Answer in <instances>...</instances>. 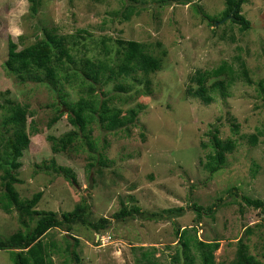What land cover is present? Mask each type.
I'll return each mask as SVG.
<instances>
[{"label":"rangeland","instance_id":"374dc122","mask_svg":"<svg viewBox=\"0 0 264 264\" xmlns=\"http://www.w3.org/2000/svg\"><path fill=\"white\" fill-rule=\"evenodd\" d=\"M39 1L38 12L33 14L31 0L26 5L20 0H0V105L7 98L28 104L32 112L29 122L39 130L31 135L21 158L22 183L16 188L23 199L42 191L39 210L55 211L61 217L86 200L91 207L89 220L107 217L110 222L99 231L80 221L70 231L52 228L44 240L61 248L53 254L55 264L72 263L65 251L67 242H75L71 236L79 239L75 250L80 264H148L145 252L156 264H179L174 259L181 244L178 228H188L205 242L219 241L217 262L232 264L240 239L264 262V214L243 201V196L264 200V135L256 145L249 141L257 129L264 130V87L260 85L264 81V0L243 4L242 13L252 24L244 31L232 18L212 24L196 10L199 5L220 18L226 0ZM129 4L136 6V13L126 21L121 14ZM14 27L20 29V35L12 34ZM49 33L68 36L75 61L61 72L69 82L63 80L60 92L45 83H22L5 67L10 41L21 50L46 39ZM118 39L143 42L162 60V68L154 73L137 72V78L121 76L98 83V96L112 97V106L124 112L139 110L132 136L94 123L92 138L97 151L91 152L79 139L69 150L55 153L48 137H60L76 128L69 122L70 111L62 96L75 102L86 91L81 84L87 58L117 69L123 58ZM241 61L247 64L251 84L241 75ZM224 62L233 66L234 81L227 96L218 88L211 90L214 101L206 104L192 93L199 87L196 75ZM220 78L210 77L206 85L210 87ZM118 83L127 89L118 90ZM60 111L64 112L61 120L48 127ZM6 114L0 107V136L7 137L11 132L3 123ZM234 120L239 124L236 134L231 129ZM216 127L223 139L236 140V148L223 168L211 174L205 163L213 151L210 134ZM101 153L102 161L91 165ZM52 159L72 168L77 181L47 168ZM193 204L213 206L214 212L199 217ZM123 205L139 206L143 211L115 218ZM179 207L185 208L181 214L151 216ZM249 228L253 231L247 234ZM18 229H23L19 213H7L0 206V235L8 237ZM191 251L193 264H201L195 246ZM0 264H13L9 251L0 250Z\"/></svg>","mask_w":264,"mask_h":264},{"label":"trees","instance_id":"16d2710c","mask_svg":"<svg viewBox=\"0 0 264 264\" xmlns=\"http://www.w3.org/2000/svg\"><path fill=\"white\" fill-rule=\"evenodd\" d=\"M133 1V0H132ZM135 1V0H134ZM31 11L33 14L38 12L39 0H31ZM247 0H226V9L223 17H216L207 14L199 5L196 10L199 11L204 18L210 23L215 24L218 19L222 21L232 13L231 21L240 25L241 30L251 28V21L242 13L243 4ZM136 13V6L127 5L121 16L124 20H130L132 15ZM120 49L123 51V58L117 65V69L111 67L107 62L95 61L91 58L86 59L85 72L82 86L86 87V91H82L80 98L75 102H68L65 96H62V102L69 109V122L76 128L70 130L58 137L50 135L48 138L51 142V148L55 153L65 152L76 142L81 139L83 143L89 146L91 152L97 151L93 137V124L98 123L107 131L121 130L125 137L132 136L133 126L137 123L139 110L136 108L128 109L126 112L122 108L111 105L112 97H100L97 94L98 83H106L115 80L121 76H134L137 72L145 75L154 73L162 68V60L154 56L143 42L137 40L118 39ZM74 56L69 46V38L65 35L49 33L44 40L37 41L29 46L18 50L17 43L10 41L8 58L5 62L7 71L16 76L22 82H38L45 83L62 91V82L69 77H64L61 73L65 65L74 63ZM241 75L248 82L253 83L249 75V70L245 61H241ZM109 74V75H107ZM224 75V78H220ZM210 77L220 78L210 87L206 85V81ZM137 78V77H135ZM195 80L199 82V87L194 95L200 96L204 103L210 104L214 101V96L209 92L215 88L221 90L222 95H228V87L234 81V68L227 62L222 63L219 67L207 71L198 72ZM147 83H150L147 80ZM264 87V81L260 82ZM118 90H126L127 87L121 83L115 85ZM0 107L5 108L7 112L3 123L7 127V131L11 132L9 136H0V175L2 191L0 192V206L7 212L12 213L16 210L23 229H18L8 237L0 235V250L10 252L13 264H55L53 254L60 251L61 248L56 243L49 244L44 237L52 228H60L70 231L72 225L78 221L88 225L94 230L105 229L110 223L109 218L102 217L97 222L89 220L91 214L90 204L83 200L78 203L73 210L65 211L61 217L55 211L39 210L37 205L40 202L43 192L38 191L31 198L23 199L16 188V184L22 183L19 177V169L22 167L21 158L31 142V135L37 133L38 128L29 122L32 115L29 105L16 102L13 99L6 100V103ZM64 112L52 117L48 122V127H52L61 120ZM235 119V118H233ZM231 129L236 134L239 131V124L234 120L231 123ZM210 144L213 149L207 155L205 167L211 174H215L223 168L227 162L228 155L233 153L236 148V140L231 138L223 139L220 136L219 128L211 131ZM264 135V130L257 129L256 133L249 136L252 145L259 142V138ZM97 162L102 161V153L99 154ZM52 168L55 172L63 174L64 177L72 182L77 181L76 173L72 168L57 164L55 159L51 160V164L46 166ZM243 201L256 209H260L264 214V200L260 198H252L243 196ZM192 208L198 212V216L203 214L212 215L213 206L204 208L203 206L193 204ZM184 207L163 209L160 213H152L151 216L163 217L164 212L170 215L183 213ZM139 206L127 207L123 205L119 211L114 214L117 219H125L126 217L142 213ZM154 219V218H153ZM252 228L247 230V234L252 233ZM181 235V244L183 245V256L185 264H193L195 255L191 249L193 246L201 257V264H223L217 262L215 252L220 247L219 241L205 242L189 233L188 228L177 229V234ZM69 235V234H68ZM74 244L67 242L65 251L71 256V264H80L81 257L75 250V246L79 244V239L71 236ZM177 251L174 259L181 264V256ZM54 250V251H53ZM149 253H144V258H148V264H156L149 259ZM232 264H264L255 254H252L249 245L240 239L236 257Z\"/></svg>","mask_w":264,"mask_h":264},{"label":"water","instance_id":"95a60500","mask_svg":"<svg viewBox=\"0 0 264 264\" xmlns=\"http://www.w3.org/2000/svg\"><path fill=\"white\" fill-rule=\"evenodd\" d=\"M232 18V13L229 14L226 18H224L221 22H224L225 20L227 19H230ZM219 22H216V24H218ZM92 184H93V180H92V176L90 177V187H92ZM179 253H180V256H181V263L183 264L184 263V256H183V245L180 244V249H179Z\"/></svg>","mask_w":264,"mask_h":264},{"label":"clouds","instance_id":"9594fccd","mask_svg":"<svg viewBox=\"0 0 264 264\" xmlns=\"http://www.w3.org/2000/svg\"><path fill=\"white\" fill-rule=\"evenodd\" d=\"M22 5H26L27 4V0H20ZM22 11H26V7L22 9ZM10 31L12 32L13 35L18 36L21 34V31L18 27H14L12 29H10Z\"/></svg>","mask_w":264,"mask_h":264}]
</instances>
